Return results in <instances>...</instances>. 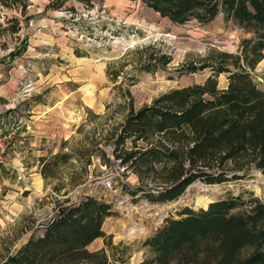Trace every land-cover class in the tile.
Here are the masks:
<instances>
[{
  "label": "trees",
  "instance_id": "obj_1",
  "mask_svg": "<svg viewBox=\"0 0 264 264\" xmlns=\"http://www.w3.org/2000/svg\"><path fill=\"white\" fill-rule=\"evenodd\" d=\"M67 1L57 2L62 6ZM77 1L92 7L101 0ZM140 1L177 25L193 20L208 23L225 13L254 37L243 41L239 54L212 49L207 56L175 69L180 74L210 69V77L202 84L168 91L140 108L135 107L131 91L124 92L127 103L122 119L106 124L105 135L99 132V125H104L98 124L69 152H65L66 141L60 153L39 159L46 185L56 194L69 195L89 181L93 157L108 166L111 159L120 162L138 177L137 186L130 190L132 197L150 204L177 201L197 181L225 184L242 180L253 169L264 175V90L253 76L264 60V0ZM29 5V0H0L2 9H14L25 20ZM6 21L7 27L0 24V39L23 31L20 18ZM1 47L6 49L5 44ZM135 52L141 56L136 68L142 72L164 70L173 61L172 55L155 46ZM126 58L107 68L114 83ZM225 74L228 85L221 89L218 79ZM88 117V122L103 119L90 109ZM83 126L77 133L81 134ZM102 144L111 149V155ZM63 168L69 173L60 178ZM112 209L93 196L81 199L63 208L41 235L32 236L17 254L7 255L0 264H129L124 260L126 247L114 248L112 236L104 231ZM164 222L143 243L154 259L141 264H264V202L252 193L248 199L216 200L198 211L186 207L178 219ZM98 238L104 240V247L89 251ZM247 248L254 251L243 258ZM114 249H121L120 254Z\"/></svg>",
  "mask_w": 264,
  "mask_h": 264
},
{
  "label": "rangeland",
  "instance_id": "obj_2",
  "mask_svg": "<svg viewBox=\"0 0 264 264\" xmlns=\"http://www.w3.org/2000/svg\"><path fill=\"white\" fill-rule=\"evenodd\" d=\"M57 1L29 0L26 20L18 11L0 7V24L7 27L6 20L18 17L24 28L18 35L0 39V133L7 124L19 123L12 152L26 180H17L16 172L0 171V262L17 254L32 236L41 235L63 208L91 196L111 204L113 215L104 230L112 236L114 248L126 247L124 260L129 264L152 261L154 256L143 243L166 219H178L186 207L198 211L228 197L248 199L250 193L264 202V175L254 169L242 180L225 184L197 181L179 200L167 204L133 198L130 190L137 186L138 177L123 173L113 159L108 166L93 157L89 181L69 195L56 194L41 181L35 175L40 172L39 159L60 153L66 141L65 152H69L98 124L104 125H99L103 136L106 124L121 121L127 103L124 92L130 90L135 107L140 108L168 91L202 84L210 69L194 74L175 69L212 49L239 54L243 41L254 37L225 13L208 23L193 20L177 25L140 0H101L92 7L77 0L59 6ZM148 46L172 55V63L155 73L140 71L136 67L141 56L135 51ZM124 56L126 63L114 83L107 68ZM256 68L253 76L264 90V60ZM227 82L226 74L218 79L221 89ZM89 109L103 119L88 122ZM64 169L60 178L68 176ZM109 176L113 179L107 181ZM97 246L104 247V241L95 242L92 249ZM253 251L245 249L243 258Z\"/></svg>",
  "mask_w": 264,
  "mask_h": 264
},
{
  "label": "built area",
  "instance_id": "obj_3",
  "mask_svg": "<svg viewBox=\"0 0 264 264\" xmlns=\"http://www.w3.org/2000/svg\"><path fill=\"white\" fill-rule=\"evenodd\" d=\"M19 131V123L14 122L7 124V127L0 133V169L12 173L16 172L17 180L24 183L26 181L25 174L23 170L16 165L14 154L12 152L17 137L20 135ZM118 165L123 173L130 174V172L126 170V167H123L120 162H118ZM111 179H113L112 176H109L107 181H110Z\"/></svg>",
  "mask_w": 264,
  "mask_h": 264
},
{
  "label": "crops",
  "instance_id": "obj_4",
  "mask_svg": "<svg viewBox=\"0 0 264 264\" xmlns=\"http://www.w3.org/2000/svg\"><path fill=\"white\" fill-rule=\"evenodd\" d=\"M0 171H3V170L0 169ZM35 175H36L37 177H39V178L41 179V181H44V179H42V176H41L40 172L37 173V174H35ZM104 231H105V230H104ZM101 240L104 241L103 239L98 238L97 240H95V241L93 242V244H94L95 242H99V241H101ZM93 244H91V245L88 247V250L91 251V252L96 251V250H100V249L103 248L102 246H97V247H95V248L92 249Z\"/></svg>",
  "mask_w": 264,
  "mask_h": 264
},
{
  "label": "bare ground",
  "instance_id": "obj_5",
  "mask_svg": "<svg viewBox=\"0 0 264 264\" xmlns=\"http://www.w3.org/2000/svg\"><path fill=\"white\" fill-rule=\"evenodd\" d=\"M204 206H205V208H207V206H208V205H207V204H205Z\"/></svg>",
  "mask_w": 264,
  "mask_h": 264
}]
</instances>
